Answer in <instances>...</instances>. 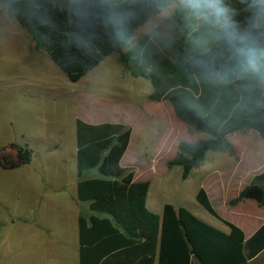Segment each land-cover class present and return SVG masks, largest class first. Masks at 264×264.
<instances>
[{
	"label": "trees",
	"instance_id": "1",
	"mask_svg": "<svg viewBox=\"0 0 264 264\" xmlns=\"http://www.w3.org/2000/svg\"><path fill=\"white\" fill-rule=\"evenodd\" d=\"M169 19L125 51L134 30L164 6ZM194 10L188 0H0V9L28 33L70 82L111 52L132 75L149 80L148 99L166 100L173 115L207 135L177 141L165 161L186 178L208 150L233 153L227 134L252 129L264 141V0H210ZM251 61V63H249ZM79 264H256L264 260V224L244 238L222 219L205 190L196 202L227 227L224 232L187 208L164 203L160 213L145 206L147 180H133L121 166L129 128L75 119ZM14 146V145H13ZM0 155L2 167L29 160L26 147ZM93 169V174L82 173ZM253 195L264 206V167L228 200Z\"/></svg>",
	"mask_w": 264,
	"mask_h": 264
},
{
	"label": "rangeland",
	"instance_id": "2",
	"mask_svg": "<svg viewBox=\"0 0 264 264\" xmlns=\"http://www.w3.org/2000/svg\"><path fill=\"white\" fill-rule=\"evenodd\" d=\"M143 28L131 35L121 46L122 51L132 45V38ZM120 68L125 69L113 51L70 82L42 48L32 46L26 30L0 9V155L14 159L15 145L30 151L27 163L10 168L0 165V264H41L43 239L55 242L45 214L59 213V205L68 204L53 202L52 196L61 193L65 198L70 192L68 173L74 156L69 143L75 147V119L90 124L136 125L133 139L145 126V132L154 134L150 139V145L156 146L152 154L139 155L138 150L132 154L129 146L120 165H131L127 168L133 170L135 180L149 179V196L156 204L181 205L199 219L227 229L194 199L196 190L202 187L218 215L246 234L264 219V207L256 206L253 195L235 205L228 204L264 163V141L256 132L249 129L228 134L242 158L239 170L232 167L222 173L198 175L202 167L197 166L182 179L180 168L167 167L165 160L172 157L177 141H195L207 135L178 120L166 100H149L144 94L147 80L142 76L135 77L133 86H126L131 82L130 75L126 78L121 70L118 77ZM155 118L162 122L158 124ZM217 151L208 150L206 156ZM145 160L153 163L149 166ZM92 174L93 169L82 173L83 177ZM80 212H84V205Z\"/></svg>",
	"mask_w": 264,
	"mask_h": 264
},
{
	"label": "crops",
	"instance_id": "3",
	"mask_svg": "<svg viewBox=\"0 0 264 264\" xmlns=\"http://www.w3.org/2000/svg\"><path fill=\"white\" fill-rule=\"evenodd\" d=\"M178 2H180V1H178ZM170 4H173V6H170ZM170 4L164 6L158 13L151 15L144 24L138 26L134 30L133 34L136 31H138V29L145 27V28H143L142 31H140V33L138 32L136 38H132L131 44L136 42L138 39H140L142 36L147 34L149 31L153 30L156 26H159L165 20L169 19V16L172 13V10L174 7V3H170ZM121 70L125 71L124 76L126 74V78L128 77V75H130L133 79V80H131L130 76H129L128 79L131 82L127 83L126 86H133L134 85L133 81L135 80V77H141L139 75H132L127 69H123V68H120V70L117 74L118 77H119V74H121L120 73ZM142 78H144V77H142ZM122 79L118 78V80H122ZM144 79H146V78H144ZM146 80H147V82H145V84H144L146 92L144 94L146 96H148V94L152 90V87H151L152 85L148 79H146ZM109 85H110L109 83H106L105 85H103L101 83V86H109ZM136 86H138V85H136ZM164 101L165 100H160V101H156V102L164 103ZM133 104L137 105L135 102ZM137 106H139V105H137ZM171 112H172V110H171ZM172 114H173V112H172ZM155 121L158 124H160L162 122L159 118H155ZM123 125H125V127L129 128V138H128V142H127V145L125 147V150L127 147L131 146V148H132L131 153L132 154L135 153V150L139 151V153H138L139 155H147V154L153 153L156 146H155V143L150 145V139L153 137L154 134H152L149 130H148L149 132L148 131L145 132L144 128H146V126L143 127V131L139 130L140 132L136 133V135L133 139L132 130H133V128H136V125H134V126L131 124H123ZM158 128H156V129L158 130ZM250 130H252V129H250ZM156 133H158V132H156ZM156 138H157L156 140H158L159 135H157ZM226 138L228 139V134L226 135ZM147 140H148V142H147ZM191 142H193V141H191ZM74 143H75V141H74ZM69 145H70L69 146V152L71 153L72 157L74 156V160H72V158H71V160H72V162L70 161L71 162V168H70L69 173H68V178L70 179V181L68 180V189L70 190V192H69L68 197L65 196V198L60 197L59 194H61V193H54V195L52 196L53 202H54V200L55 201L60 200L61 202H67L68 201V204L59 205L62 209V211L59 213L53 214V211H52V212H47L45 214L46 219L49 222L50 229L52 230L50 234L53 235L55 242L43 239V241H42L43 246L41 247L42 248V257L39 259V261L41 260V264H79L77 218H78V214H79L81 205H84V204H83V202H81L77 199V195H76V182H77L76 161H75L76 145L74 148H73L72 144L69 143ZM176 146H177V143H176ZM210 151H217V150H210ZM206 153H207V151L205 152V155H204L202 162L198 165V167L199 166L202 167L200 172H198V175L211 174V173L212 174L213 173H222L223 171H227L232 167L236 168L237 170H239L241 168L242 158L237 153V151L234 149V147H233V153H228L227 151H223V150H218L217 152L209 154L208 156H206L207 155ZM145 163H148L150 166V164H152L153 161L152 160H148V161L145 160ZM119 164H120V160H119ZM72 165H73V168L75 169V175L73 173ZM127 166H131V165H127ZM127 166L124 165V167H127ZM263 167H264V163L262 164L261 169ZM251 176H249L248 179ZM54 180H56L55 177H54ZM133 180H135L134 177H133ZM142 180L148 181L149 179H142ZM247 181L245 182V184L247 183ZM58 186L59 185L56 184V190H58L57 189ZM150 187H151L150 183L148 182V188H147L146 195H145V206L150 211L159 214L161 211V207L164 204V202H161L159 204L155 203V198L149 196ZM61 189H63V187ZM244 200H245V198H243V200H241L239 202H243ZM55 203H57V202H55ZM173 206H178V205H173ZM256 206H257V204H256ZM262 207H264V206H262ZM261 224H264V219H261L260 222L257 223L247 234L240 227L239 228L242 230L244 238H247ZM215 227L219 228L220 230H222L224 232L227 231V229L221 228L219 226H215ZM256 264H264L263 258H260V261L256 262Z\"/></svg>",
	"mask_w": 264,
	"mask_h": 264
},
{
	"label": "clouds",
	"instance_id": "4",
	"mask_svg": "<svg viewBox=\"0 0 264 264\" xmlns=\"http://www.w3.org/2000/svg\"><path fill=\"white\" fill-rule=\"evenodd\" d=\"M189 4L194 10L200 11L201 9L208 8L210 6V0H188ZM251 63V61H249Z\"/></svg>",
	"mask_w": 264,
	"mask_h": 264
}]
</instances>
